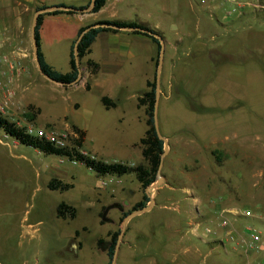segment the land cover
I'll use <instances>...</instances> for the list:
<instances>
[{"label": "rangeland", "instance_id": "obj_1", "mask_svg": "<svg viewBox=\"0 0 264 264\" xmlns=\"http://www.w3.org/2000/svg\"><path fill=\"white\" fill-rule=\"evenodd\" d=\"M167 1L175 4V11L161 23L176 38L177 21L189 0ZM207 3L203 19L209 25L200 31L194 25L185 29H190V39L210 50L199 45L185 54L164 44L156 118L166 150L160 159L162 181L156 187L155 180L143 188L132 172L119 176L118 184L98 187L96 174L81 162L43 155L15 145L11 137L0 141L2 264H71L65 248L69 236L86 226L79 237L88 247L114 225L109 217H114L115 227L110 237L101 238L109 244L117 234L115 264H264V0ZM149 57L148 51L141 52L122 71L124 75L130 70L136 81L118 88L116 107L105 108L79 85L40 77L36 83L43 101L36 123L80 124L87 131L86 144L101 158L85 154L104 162L146 165L138 140L147 126L144 106L138 107L136 98L151 75ZM156 58L157 50L150 77L155 80ZM73 101L81 107H72ZM23 112L19 117L26 124L23 114L30 111ZM58 131L66 134L69 145L77 138L71 126ZM59 172L72 188H47ZM144 193V207L150 209L129 217L121 233L123 214L134 211ZM61 201L76 206L75 218L56 217ZM83 201H90L89 209ZM232 209L240 213L227 211ZM224 215L235 230L234 239L221 227ZM247 225L260 233V247L247 250L244 245ZM87 251L80 264L106 257L100 249L96 254ZM168 255L176 256L175 263Z\"/></svg>", "mask_w": 264, "mask_h": 264}, {"label": "crops", "instance_id": "obj_2", "mask_svg": "<svg viewBox=\"0 0 264 264\" xmlns=\"http://www.w3.org/2000/svg\"><path fill=\"white\" fill-rule=\"evenodd\" d=\"M207 2L208 0H189L186 12L183 13L182 17L177 21V26L179 27L178 33H180V35L174 38L168 35L170 33L165 31L167 28L163 25V23H161L162 17L168 16L175 11V4L172 6L167 0H164L163 3L162 0H105L104 5L96 12H92L91 9L86 10L90 4V0H0V33L3 36L0 53H6L18 62V67L12 71L13 75L11 87L14 91L13 96L7 112L2 117L6 118L10 122L23 124L25 121L20 119V113L23 111H30V116L28 117L27 113H25L23 114V118L26 116L29 120L28 123H31L32 121L34 125H44V127H53L58 130H64L70 126H76L84 133L82 145L78 149L82 152L95 154L99 158L100 156L98 155V152L92 148V144H86L87 131L84 126L66 121L62 125L52 121H45L43 124L36 123L41 114L40 104L43 101L42 94L40 93L41 91L36 82L41 79L40 77L48 79L39 72L33 53L32 27L38 7L40 9H44L49 6L57 5L86 6V8L82 11L74 13L41 12L43 13V16L39 36L40 48L43 57L45 61L57 71L67 72L70 70L71 52L72 50L74 52L75 43L79 39L80 28L99 20L109 19L135 21L146 25L162 36V39L165 42V48L183 49L185 54L188 53V50L191 48L199 47V45H202V50H210V48L204 45L203 42L200 41L202 43L201 44L199 41L190 39L187 35L190 33V29H185L187 26L191 27V25H194L195 29L200 31L201 27L205 29V27L209 25V23L206 25L207 20L203 19L206 17V14L204 13L207 12L209 7ZM183 16L185 18H183ZM152 17H154L153 23L150 22V18ZM132 31L133 30L118 29L117 31L99 32L94 41L91 43L89 52L80 60L81 76L75 83L68 85H79L85 91L98 97L101 103L102 96H107L110 100L115 102V105L111 107H116L118 101V98L116 97L118 88L121 89L123 87H130V85L136 81V78L131 76L130 70L126 71V74L124 75L122 74V71H124V69L131 64V61L138 54L148 51L150 54L149 61L151 63V75L147 76L145 79V90L146 80H151L150 77L153 73L154 55L157 50V46L148 36L141 33H134ZM88 59L94 61L98 65L96 72L93 74H90L87 69L86 60ZM86 82L89 84L88 89L85 87ZM71 106L79 108L81 107V103L73 101L71 102ZM13 141L15 145H24L18 143L14 139ZM33 149L43 155L61 157L55 154H45L36 148ZM59 162H62L60 161V158ZM96 176L98 178H106L108 175L98 176L96 174ZM116 177L119 179V176ZM53 178H56L61 182L69 183L71 185L69 188L73 187V183L63 179L62 173L60 172L59 175L51 177L50 180ZM49 181L47 182L48 189L60 190L49 188ZM120 182L121 180L119 179L117 184ZM91 202H93V199ZM67 204L74 207V216L60 217L56 213V217L62 219H73L76 217V206L70 203ZM82 205L83 207L86 206V208L89 209L90 201H83ZM109 218L110 219L108 220H113L114 225L109 227L105 234L97 237L88 247L83 244L79 237L81 232L87 230L86 226L76 229L74 233L69 236L68 243L65 248L69 252L70 256H72L70 260L71 264H80L79 259L80 257L82 258V254L87 248L92 254H96L95 251L100 249L101 253L106 255V257H101L99 259H95L94 261L91 260L89 261L91 263L88 262V264L108 263V243L106 240L105 242H99L98 240H102V236L110 237L109 231L114 229L116 223L114 217L113 219H111V217ZM96 220L98 221V219ZM102 222L98 221V223ZM169 256L170 255H168V257ZM170 258L172 262L175 263L176 256L175 258L170 256ZM23 261L25 262V260ZM0 264H2L1 261Z\"/></svg>", "mask_w": 264, "mask_h": 264}, {"label": "trees", "instance_id": "obj_3", "mask_svg": "<svg viewBox=\"0 0 264 264\" xmlns=\"http://www.w3.org/2000/svg\"><path fill=\"white\" fill-rule=\"evenodd\" d=\"M91 1V0H90ZM105 3V0H94V4L91 8L92 12L98 11ZM73 10H62V9H54L51 11H47L45 13H74L80 12L86 8V6H71ZM38 9H40L38 7ZM43 13H39L36 17L35 27H34V39L37 46V56L40 62V66L42 72L45 73L50 79L60 83L62 85L72 84L73 81L78 76V66L75 61L74 52L72 50L70 57V70L67 72H60L54 69L51 65H49L42 54L40 48V36L39 30L42 22ZM96 24H98L96 26ZM121 27H140L142 30L134 29L132 32L141 33L143 35L148 36L157 46V55L160 50V43L158 38H156L153 34H159L155 32L153 29L149 28L146 25L137 23L135 21H120V20H99L90 25L83 26L79 30V41L76 47V56L80 60L83 58L90 50V45L94 41L96 35L101 31H117ZM158 58L155 60V65L157 66ZM87 69L90 74L96 72L98 65L88 59L86 60ZM86 89L89 88V84L86 82ZM156 99V80L153 77L151 80H146V89L138 95L137 97V106H144L145 113V124L147 128L144 131L143 136H141L138 140L139 145L141 146V154L143 159L147 162L146 165L138 164L135 166L119 163V162H104L99 159L92 158L90 155L81 152L78 148L82 145L83 139V131L78 129L76 126H72L74 132L77 133V138L73 139V144L67 145L65 148H58L54 146L52 143L46 141L44 138H38L32 135L25 133L24 127H20L15 125V123L8 121L6 118L0 116V127L3 129L4 133L8 135V137L13 138L18 143L33 147L38 149L39 151L45 154H55L59 156H65L68 159H74L78 162L83 163L86 167L93 170L98 176L104 175H116L122 176L127 173H133L140 183V185L145 188L150 185L153 181L156 180V173L160 164L161 154L164 150L163 148V140L160 139L157 135V132L154 127V103ZM102 103L106 108L115 105V102L110 100L107 96H102ZM29 117V113H27ZM49 188L51 189H60L65 190L71 187L69 183L61 182L60 180L53 178L48 183ZM148 201V196L144 193L143 199L138 201L132 207V210H136L145 206ZM56 213L60 217H73L75 213L74 207L68 205L65 202H60L57 205ZM130 212L123 214L124 216ZM116 236L114 233L111 237V242L107 246V254L109 257V261L107 264H111V260L113 257V253L115 250L116 244ZM99 242L102 240L99 239Z\"/></svg>", "mask_w": 264, "mask_h": 264}, {"label": "built area", "instance_id": "obj_4", "mask_svg": "<svg viewBox=\"0 0 264 264\" xmlns=\"http://www.w3.org/2000/svg\"><path fill=\"white\" fill-rule=\"evenodd\" d=\"M235 1V0H231ZM3 36L0 33V47L2 46ZM18 67L17 60H14L11 56L6 53H0V116H3L10 105L11 98L13 96V89L11 87L12 82V75L13 70ZM15 125L24 127L25 133L38 137L44 138L46 141L52 143L54 146L58 148H65L68 145L66 134L58 131L53 127H44L34 125L32 123H17ZM8 135L4 133V136L0 138V141L3 138H7ZM84 153V152H83ZM92 158H95L93 155H90ZM64 157L65 156H61ZM72 162H76L74 159H69ZM62 161V158H60ZM118 182L119 179L115 175H108L106 178H98L97 186L98 187H106L110 182ZM229 213L233 215H237L240 212L232 210H227ZM221 227L226 232V234L230 237V239H234L236 237L234 228L231 227L230 221L228 217L225 215L221 219ZM209 232V229H206ZM245 233L248 236V240L244 241V245L246 246L247 250H252L254 248L260 247V233L256 230L255 227L251 225H247L245 227Z\"/></svg>", "mask_w": 264, "mask_h": 264}, {"label": "water", "instance_id": "obj_5", "mask_svg": "<svg viewBox=\"0 0 264 264\" xmlns=\"http://www.w3.org/2000/svg\"><path fill=\"white\" fill-rule=\"evenodd\" d=\"M93 4H94V0H91L90 1V4H89L88 8H86V10H90L92 8ZM54 9L73 10V8L71 6H65V5L49 6V7H46L44 9H38L36 11L35 19H34V23H33V27H32L33 53H34V58H35L36 66H37L39 72L44 77H46L48 79H50V78L45 73L42 72V69H41V66H40V62H39V59H38V56H37V46H36V42H35V39H34V27H35L36 17H37V15L39 13H41L43 11H51V10H54ZM97 25L98 24H96V26ZM120 29H128V30L139 29V30H142V31L144 30V29H142L140 27H121ZM153 35L156 38H158L159 43H160L159 60H158V65H157V70H156V99H155V103H154V127H155V130L157 132L158 137L160 139H162L163 142H164V150H163V152L161 154V155H163V153L166 150V139L161 135V133L159 131L158 122H157V118H156V109H157V101H158V94H159L158 75H159V72H160V65H161V62H162V59H163V54H164V41H163V39H162V37L160 35H158V34H153ZM79 38H80V36H79ZM78 41H79V39H78ZM78 41L75 43V46H74V56H75V61H76V64L78 66L79 72H78L77 78L73 81V83H75L79 79V77L81 76V68H80V65H79V59L76 56V47H77ZM50 80H52V79H50ZM161 181H162V176L160 175V164H159V167H158V170H157V173H156V182H155L154 186L156 187L158 184H160ZM150 201H152V198H150ZM109 207L110 206H108L107 208H105V210L102 213V219L103 220H107V218L105 216V213H106V211H107V209ZM149 209H150V205H148L146 207H142V208L136 209V210L130 212L129 214H127L125 216V218L123 219V223H122V227H121V233L123 232L124 225H125V223H126V221L128 220L129 217H131L132 215L139 214V213L144 212V211L149 210ZM116 251H117V244L115 246V250H114V253H113V257H112V260H111V264H115Z\"/></svg>", "mask_w": 264, "mask_h": 264}]
</instances>
